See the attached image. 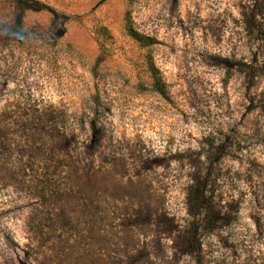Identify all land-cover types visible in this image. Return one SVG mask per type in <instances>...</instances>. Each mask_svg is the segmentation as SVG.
<instances>
[{
	"label": "rangeland",
	"instance_id": "obj_1",
	"mask_svg": "<svg viewBox=\"0 0 264 264\" xmlns=\"http://www.w3.org/2000/svg\"><path fill=\"white\" fill-rule=\"evenodd\" d=\"M0 264H264V0H0Z\"/></svg>",
	"mask_w": 264,
	"mask_h": 264
},
{
	"label": "trees",
	"instance_id": "obj_2",
	"mask_svg": "<svg viewBox=\"0 0 264 264\" xmlns=\"http://www.w3.org/2000/svg\"><path fill=\"white\" fill-rule=\"evenodd\" d=\"M19 26V25H18ZM18 26H16L14 29L15 30H19V31H17V32H19L21 35L23 34V30H22V28L20 29V27H18ZM130 32H131V34L134 36V37H136V39H138L137 38V36L138 35H136V33H134V31L133 30H130ZM200 199H202V200H204L203 198H205V195H204V192L203 193H200Z\"/></svg>",
	"mask_w": 264,
	"mask_h": 264
}]
</instances>
